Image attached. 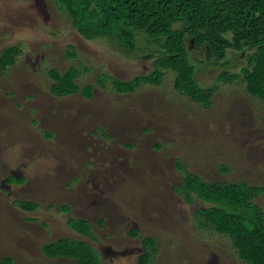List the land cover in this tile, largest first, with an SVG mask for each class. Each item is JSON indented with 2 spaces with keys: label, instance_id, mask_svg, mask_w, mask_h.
<instances>
[{
  "label": "rangeland",
  "instance_id": "obj_1",
  "mask_svg": "<svg viewBox=\"0 0 264 264\" xmlns=\"http://www.w3.org/2000/svg\"><path fill=\"white\" fill-rule=\"evenodd\" d=\"M11 46L20 54L0 68V260L76 264L41 251L69 238L92 246L104 264H136L142 239L153 238V264H245L226 237L199 227L196 210L209 206L176 193L183 174L175 162L205 183L257 189L252 203L264 212L262 102L238 80L216 82L218 67L195 76L200 86L217 87L209 109L176 92L170 71L160 85L121 93L113 79L150 74V54L84 40L53 0H0V54ZM188 49L194 63H204L192 43ZM248 55L227 51L226 69L239 70ZM70 67L79 89L93 87L91 98L49 92L50 69L63 74ZM21 202L38 208L23 212ZM81 220L93 238L66 224Z\"/></svg>",
  "mask_w": 264,
  "mask_h": 264
},
{
  "label": "trees",
  "instance_id": "obj_2",
  "mask_svg": "<svg viewBox=\"0 0 264 264\" xmlns=\"http://www.w3.org/2000/svg\"><path fill=\"white\" fill-rule=\"evenodd\" d=\"M53 3L60 13L69 17L72 28L84 40L106 39L123 50L150 54L153 60L150 74L136 76L129 82L113 79L112 83L121 93L134 91L141 83L160 85L163 71H170L174 74L172 87L176 92L209 109L217 87L204 88L195 76L204 73L199 71L201 68L218 67L222 70L216 75V82L230 84L238 80L249 97L264 105V0H53ZM190 43L205 55L204 63H194L196 56L189 54ZM152 46L156 48L150 49ZM229 50L238 57L249 53L245 66L237 71L226 69L230 64ZM19 54L16 46L3 49L0 68L14 65ZM67 56L75 58L76 54L67 53ZM54 70L56 77L52 76ZM77 73L74 67L63 74L50 69L49 92L58 98L78 92L91 98L93 87L86 85L79 89L75 83ZM103 77L108 78L104 75L97 79L101 86ZM156 148L160 146L157 144ZM175 169L183 174L176 193L188 203L196 198L209 206L196 210V216L203 218L199 227L211 228L226 237L241 262L264 264V212L252 203L259 191L245 184L205 183L198 175L186 171L180 161L175 162ZM22 204H26L25 210ZM63 207L69 211V207ZM19 208L33 213L38 204L21 202ZM66 224L80 236L94 237L90 224L84 220ZM130 236L136 238L137 234ZM151 240L154 239H142L143 250L136 264H153L155 251L154 243L149 244ZM55 242L42 247V254L48 259L104 264L96 250L84 241L65 238ZM0 264H13V260L4 258Z\"/></svg>",
  "mask_w": 264,
  "mask_h": 264
}]
</instances>
